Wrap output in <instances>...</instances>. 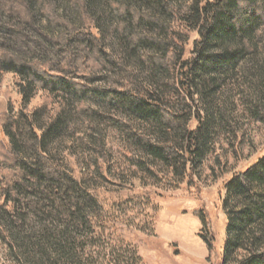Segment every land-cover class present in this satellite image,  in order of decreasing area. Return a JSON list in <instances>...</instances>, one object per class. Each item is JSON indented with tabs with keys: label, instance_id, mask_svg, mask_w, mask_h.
Here are the masks:
<instances>
[{
	"label": "trees",
	"instance_id": "16d2710c",
	"mask_svg": "<svg viewBox=\"0 0 264 264\" xmlns=\"http://www.w3.org/2000/svg\"><path fill=\"white\" fill-rule=\"evenodd\" d=\"M75 2L84 23L90 25L89 32L81 31L72 17V21L63 22L68 29L58 34L57 44L72 47L60 50L42 65L17 52L15 46L27 36L16 27L30 24L34 28L36 16L44 9L52 10L55 3L62 4L61 0H0V11L10 23L5 34L14 42L13 47L0 41L1 66L20 75L24 101L31 100V91L36 88L61 99L48 129L39 134L32 127V162L20 155L27 152L19 145L17 122L11 118L3 122L10 154L0 159V225L13 232V240L25 253L30 247L35 249L37 243L25 245L31 238L22 225L13 222L20 211H24L22 215L27 213V219L32 216L33 221L42 226L45 222L46 226L49 217L51 223H58L60 217L79 221L85 208L94 202L79 180L53 165L45 154L46 142L57 135L68 104L94 96L147 123L154 138L147 145L148 154L170 165L178 177L186 178L188 167L198 166L204 158L217 123L215 103L222 81L238 74H253L254 79L264 81V59L260 57L264 0ZM63 5L67 7L68 3ZM188 30L199 36L190 58L185 57ZM148 49L151 54L143 60L141 53ZM100 73L122 77V88L91 87L94 80L105 77L97 78ZM175 101L181 104L174 106ZM194 120L197 126L191 129ZM224 189L227 195L222 207L228 225L221 264H264V154L227 180ZM199 216L206 225V215ZM45 229L49 237L55 235L54 230ZM67 229L69 224L63 226L59 238L67 236ZM37 237L41 239L40 234ZM204 239L212 250V243ZM60 245V240H52V247Z\"/></svg>",
	"mask_w": 264,
	"mask_h": 264
},
{
	"label": "rangeland",
	"instance_id": "374dc122",
	"mask_svg": "<svg viewBox=\"0 0 264 264\" xmlns=\"http://www.w3.org/2000/svg\"><path fill=\"white\" fill-rule=\"evenodd\" d=\"M61 2L39 13L34 28L30 24L16 27L27 36L15 46L17 52L46 65L60 50L72 47L57 44L58 34L68 29L63 22L75 19L81 31L89 32L90 25L84 23L75 0ZM8 22L0 11V41L14 47L5 34ZM92 31H96L94 26ZM187 34L185 57L190 58L199 36L193 30ZM261 48L260 57L264 59L263 44ZM150 54V49L143 50L141 56L147 60ZM1 65L0 159L10 154L3 122L11 118L17 122L19 145L27 152L20 155L32 162V127L39 134L48 129L61 99L36 88L31 91V100L24 101L20 75L5 71ZM105 74H98L97 78L105 77L90 86L122 88V77ZM252 76L238 74L222 81L215 103L217 123L204 158L198 166L188 167L186 178L178 177L170 165L148 154L147 145L154 138L147 123L94 96L68 104L57 135L46 142L45 154L53 165L79 180L94 202L85 208L79 221L60 217L58 223H51L49 217L46 226L45 222L42 226L33 221L32 216L27 219V213L22 215L25 213L20 211L13 222L22 225L31 238L25 245L37 243V247L25 253L13 240V232L0 225V264H221L228 225L222 207L227 195L224 184L264 154V81ZM196 126L194 120L190 128ZM199 213L206 215V225ZM68 224L67 236L59 238ZM46 227L55 231L53 237ZM204 238L212 243V250ZM52 240H60L59 248L51 246Z\"/></svg>",
	"mask_w": 264,
	"mask_h": 264
}]
</instances>
